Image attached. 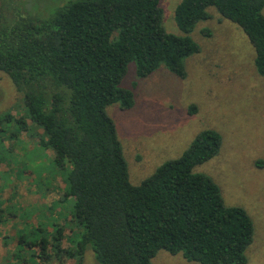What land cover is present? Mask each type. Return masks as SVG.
<instances>
[{
  "label": "trees",
  "instance_id": "trees-1",
  "mask_svg": "<svg viewBox=\"0 0 264 264\" xmlns=\"http://www.w3.org/2000/svg\"><path fill=\"white\" fill-rule=\"evenodd\" d=\"M160 0H68L39 20L0 12V71L23 94L26 117L45 134L42 146L53 151V165L64 178V197L79 229L62 248V229L29 240L16 231L13 264H39L46 250L78 257L91 249L99 264H153L160 249L180 252L199 264H245L253 223L240 206L227 205L218 185L195 167L215 156L221 136L198 132L177 158L156 167L138 184L129 180L115 121L107 106L134 104L123 86L130 63L139 77L160 65L185 76L183 59L199 51L188 35L168 33ZM214 7L237 24L255 52L264 76V0H180L174 19L183 33L209 18ZM25 116L0 115V134L13 124L28 129ZM38 245L28 257L21 254ZM49 254V255H48ZM66 256V255H65ZM61 257V256H60Z\"/></svg>",
  "mask_w": 264,
  "mask_h": 264
},
{
  "label": "rangeland",
  "instance_id": "rangeland-1",
  "mask_svg": "<svg viewBox=\"0 0 264 264\" xmlns=\"http://www.w3.org/2000/svg\"><path fill=\"white\" fill-rule=\"evenodd\" d=\"M66 1L0 0V12L17 19L24 11L26 17L42 20ZM179 2L160 0L159 5L164 29L188 35L199 46L198 52L183 59L185 76L160 65L149 76L139 77L130 63L123 86L132 91L133 106L122 109L113 103L106 108L116 124L129 180L138 184L166 160L179 157L198 132L217 131L218 153L194 171L213 179L225 204L248 213L253 238L245 250V264H264V76L255 67L252 44L237 24L210 6L209 18L185 34L174 19ZM7 112L26 117L23 94L0 71V115ZM26 121L28 129L16 136H10L13 124L0 134V264H13L18 230L29 240L45 236L51 242L54 228L61 227L60 246L67 253L72 250L69 238L79 229L71 215L72 199L64 197V176L53 165V151L42 146L43 129L28 117ZM49 247L50 257L44 255L39 264H78V257L56 256ZM33 249L40 254L35 244L21 254L28 257ZM151 262L199 264L165 249L158 250ZM82 264H99L91 249Z\"/></svg>",
  "mask_w": 264,
  "mask_h": 264
}]
</instances>
